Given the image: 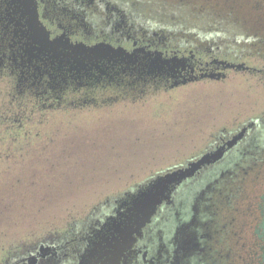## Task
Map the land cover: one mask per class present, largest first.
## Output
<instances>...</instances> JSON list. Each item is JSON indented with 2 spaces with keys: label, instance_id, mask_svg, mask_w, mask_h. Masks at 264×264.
<instances>
[{
  "label": "flooded vegetation",
  "instance_id": "af4514ba",
  "mask_svg": "<svg viewBox=\"0 0 264 264\" xmlns=\"http://www.w3.org/2000/svg\"><path fill=\"white\" fill-rule=\"evenodd\" d=\"M124 1L130 0H0V160L37 158L41 155L40 149L45 153L50 145L57 143L59 127L66 126L59 116H69L70 111L99 108L106 102L109 105L120 103L123 97H132L139 87L165 93L182 87L170 89L169 73L148 74L142 67L154 53L162 61L176 58L183 62V69L175 74L176 78H198L184 86L211 81L199 78L202 74L221 72L225 76L221 82L242 76L264 87V55L229 60L211 55L207 61H202L196 59L192 51L178 55L170 50L155 49L154 38L137 25L138 20ZM168 45L167 41L165 46ZM77 48H98L97 56L93 57L97 60H91L92 65H98L89 69L91 64L86 63L85 71L75 72L72 63L74 58L79 59L74 52ZM114 51L117 53L113 54ZM228 65L242 68L224 69ZM228 124L209 135L201 152L181 159L170 168H179L204 154L216 153V159L178 187L208 174H217L216 181L224 178L228 182L238 175H248L261 164L252 157L260 161L264 155L256 156L250 144L243 143L253 129L264 124V111L247 114ZM212 180L209 182L214 185ZM205 182L204 189L208 183ZM203 190L185 196V203L177 210L172 206L174 190L142 230L126 264H214L224 258L226 264H232V255L242 253L235 247L237 241L232 248L231 238L237 234L230 230L226 241L230 248L217 249L221 234L215 236L211 227L213 232H206L211 222L205 215L203 219L196 215V201ZM262 197L264 195L260 197L261 205L258 204L260 214ZM117 218L107 217L108 223ZM151 230L152 240L145 250L142 248L145 233ZM252 234L260 241L257 263L264 264V236L259 224ZM256 254L254 251L253 255Z\"/></svg>",
  "mask_w": 264,
  "mask_h": 264
},
{
  "label": "rangeland",
  "instance_id": "374dc122",
  "mask_svg": "<svg viewBox=\"0 0 264 264\" xmlns=\"http://www.w3.org/2000/svg\"><path fill=\"white\" fill-rule=\"evenodd\" d=\"M214 1L206 0L210 6L206 12H215L218 7L226 9L246 33L239 34L241 42L217 44L233 53L250 48L264 53V0H242L244 5L239 6L230 4L229 0H222L219 5ZM124 3L133 13L131 0ZM144 10L150 7L145 6ZM149 31L155 39L165 36L152 27ZM260 37L259 44L252 42L253 38L259 40ZM224 77L167 93L156 89L141 93L144 89L141 87L139 92L133 91L137 96L123 97L120 103L109 105L106 102L99 108L70 111L69 116H59L66 126L59 127L57 143L50 145L45 153L40 149L39 157L19 163L0 160V264L15 251L53 240L68 225L71 231V226L82 219L97 200L117 194L129 185H137L153 171L201 152L209 135L229 126L228 123L264 111V87L242 76L241 80L221 82ZM127 100L131 102H123ZM250 137L251 134L243 144H251ZM252 159L261 164L244 176L246 178H237L232 190V193L243 192L238 207L219 215L223 222L237 219L233 222L237 236H232L231 240L232 248L237 241L235 247L242 250L238 253L242 255V259L238 258L239 264H258L260 255V241L252 232L261 221L258 204L261 205L260 197L264 195V156L260 161L255 156ZM222 191L216 196L221 195L222 200L225 197V201L233 204L231 191ZM211 199L215 202L217 198L212 196ZM3 206L11 207L10 217L5 220L3 213L7 209L2 210ZM49 217L55 220L45 222ZM212 222L207 225L208 232L211 228L217 229ZM26 230L30 232L28 235ZM147 244L142 248L146 250ZM217 249H223L220 242ZM56 255L42 257L39 264H57ZM153 257L155 259L157 253Z\"/></svg>",
  "mask_w": 264,
  "mask_h": 264
},
{
  "label": "trees",
  "instance_id": "16d2710c",
  "mask_svg": "<svg viewBox=\"0 0 264 264\" xmlns=\"http://www.w3.org/2000/svg\"><path fill=\"white\" fill-rule=\"evenodd\" d=\"M168 1V2H167ZM222 0H216L214 2L221 3ZM230 4L239 6V4L244 5L242 0H229ZM240 1V2H239ZM239 2V3H238ZM131 5L134 6V16L138 20L137 25H141L144 29L150 33V28L152 27L155 30H159L165 33V36L154 38L153 46L158 50H170L171 52H176L178 55H185L187 52L192 51V54L196 56V59H201L202 61L206 60L208 56L213 55L218 59L229 60L239 57H261L264 55L263 52L258 50V52L253 51L252 48L242 50L241 53H233L229 49L221 48L217 42L223 41L227 43L228 41H243L239 37L241 33L246 34L242 27L239 24V21L235 20V16L230 14L226 9H218L215 12H210L206 10L210 9V6L206 3V0H202L197 3L193 0H131ZM149 6L150 10H144V7ZM144 12V14L142 13ZM228 13H227V12ZM194 36V38L192 37ZM247 35H244L246 37ZM166 38L170 45L165 46L162 41ZM258 39V38H257ZM253 38L252 42L259 44V40ZM196 41V42H195ZM198 41H203V44H200ZM247 40L246 42H249ZM186 51V53H183ZM141 88V87H139ZM138 88V92L139 89ZM144 91L149 92L150 88H144ZM137 94V93H135ZM132 97H134V95ZM137 96V95H135ZM251 134V150L252 152L257 153L256 156L264 155V124H259L252 131ZM22 161V160H20ZM19 160L13 161V163H19ZM174 165H170L153 171L147 178H145L141 183L129 185L127 188H124L117 194H112L101 198L95 202V204L88 210L87 214L80 219L78 222L74 223L71 226V231H69V225L66 229L60 233L58 237H55L53 240L40 241L34 246H28L29 248L15 251L13 256L6 258L5 261L1 264H39L40 260L44 256H49L51 253L55 255V258L59 262L57 264H74L76 261L81 259V256L85 255L88 248L92 246L93 242H96L98 232L103 228L104 225H107L109 220L107 217L116 218L120 213L124 211L125 204L129 201L130 194L135 193L136 188L144 184L147 180L152 178L157 174H162L166 170H171ZM252 172H249V174ZM248 174V175H249ZM217 174H208L193 181H188V183L175 189L173 195V209L177 210L181 204H184L186 197H189L192 194L199 193L200 190H203L202 184L207 181V186L203 190V194L196 201L197 204V217L201 216L203 219L204 215L208 217L207 220L211 221L216 219L215 224L217 226V233L221 234L220 243L222 244L223 249L227 247V234L230 230L234 231V220L229 219V222H223V219L220 220V212L229 213V208L233 207V210L238 207L239 202L243 196V192L239 194L237 191L232 193L234 184L241 175L236 176L233 179H230L228 182L224 178L221 180L216 179ZM246 177L241 176V179ZM213 179L214 185L210 184V180ZM216 181V182H215ZM206 183V182H205ZM224 186V187H221ZM223 190L231 191L230 200L233 199V204L230 201L222 200V196H216L217 192H223ZM185 191V192H184ZM205 191V193H204ZM184 193L186 195H184ZM196 195V196H197ZM207 195V196H206ZM186 196V197H185ZM215 197V202H212V197ZM204 197V198H202ZM207 199V200H205ZM229 200V198H226ZM204 200V201H203ZM227 202V206L225 203ZM6 213H3L4 218L8 219L11 213V207L3 206L2 210H6ZM237 209L235 210V213ZM8 213V214H7ZM35 213H38L37 209ZM1 214V213H0ZM6 214V215H5ZM60 215V214H59ZM57 215V216H59ZM171 215V214H170ZM218 218V219H217ZM229 217H227L228 219ZM154 218H152L153 220ZM54 217H49L45 220L54 221ZM151 220V221H152ZM237 220V219H236ZM228 221V220H227ZM232 223V227H231ZM152 230L146 234L145 233V242H150L152 238ZM208 232V231H206ZM213 232V230H211ZM30 232L26 230L28 235ZM143 243V244H144ZM229 245L227 247L228 250ZM77 251L79 253L77 254ZM238 258L242 259V255L234 253L231 257L232 264H239ZM222 262H214V264H226V259H222ZM196 264H200L199 262Z\"/></svg>",
  "mask_w": 264,
  "mask_h": 264
},
{
  "label": "water",
  "instance_id": "95a60500",
  "mask_svg": "<svg viewBox=\"0 0 264 264\" xmlns=\"http://www.w3.org/2000/svg\"><path fill=\"white\" fill-rule=\"evenodd\" d=\"M74 52L77 53L75 56L79 57V59H73L72 65L75 72L85 71L87 68L86 63L91 64L89 69L98 65L96 63L93 66L91 63V60H97L93 57L97 56L98 48L88 50L77 48ZM148 58L149 61L142 67L148 74L161 75L169 73L172 81L170 89L184 86L198 79L195 77H181L180 79L175 77V74H180L179 70L183 69L181 60L174 58L162 61L156 53L148 56ZM235 67L237 70L242 68V66ZM235 67L228 65L224 69ZM220 77L223 76L210 73L201 75L199 79L218 80ZM216 157V153L204 154L196 161L189 162L179 168L167 170L162 174H157L138 186L135 193L130 194V199L124 206V211L118 215L117 219H113L110 223L103 226V229L99 232L98 239L92 243L88 254L81 258L78 264H126L127 256L131 254L134 244L142 235V230L151 223L158 208L170 199L173 191L182 182L191 178L202 166L210 163ZM259 229L264 236V197H262Z\"/></svg>",
  "mask_w": 264,
  "mask_h": 264
}]
</instances>
